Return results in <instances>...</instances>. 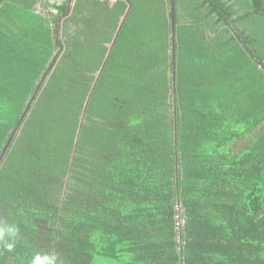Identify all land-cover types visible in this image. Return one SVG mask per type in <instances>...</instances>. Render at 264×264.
Instances as JSON below:
<instances>
[{
    "label": "trees",
    "instance_id": "trees-1",
    "mask_svg": "<svg viewBox=\"0 0 264 264\" xmlns=\"http://www.w3.org/2000/svg\"><path fill=\"white\" fill-rule=\"evenodd\" d=\"M10 219L0 264H264V0H0Z\"/></svg>",
    "mask_w": 264,
    "mask_h": 264
},
{
    "label": "clouds",
    "instance_id": "clouds-1",
    "mask_svg": "<svg viewBox=\"0 0 264 264\" xmlns=\"http://www.w3.org/2000/svg\"><path fill=\"white\" fill-rule=\"evenodd\" d=\"M21 241V228L14 219L0 223V250L12 253ZM27 264H60L59 253L54 246L49 247L46 252L36 250L31 254Z\"/></svg>",
    "mask_w": 264,
    "mask_h": 264
},
{
    "label": "water",
    "instance_id": "water-1",
    "mask_svg": "<svg viewBox=\"0 0 264 264\" xmlns=\"http://www.w3.org/2000/svg\"><path fill=\"white\" fill-rule=\"evenodd\" d=\"M129 4V3H128ZM130 8H131V5L129 4V9H128V11H127V13H129V11H130ZM125 19H126V16L123 18V21H122V23L120 24V27L118 28V30H117V32H116V36H115V39L117 38V36H118V34H119V32H120V29L122 28V26H123V23H124V21H125ZM174 34H175V32H174V28L172 27V37H174ZM114 46V44L112 43V45L110 46V51L108 52V56H107V59H106V62H107V60H108V58H109V56H110V52L112 51V47ZM173 49H174V47H172ZM104 66H105V64L102 66V68H101V70H100V72H99V74H98V77H97V80L100 78V75H101V73H102V69L104 68ZM97 82V81H96ZM95 86H96V83H95ZM95 86L93 87V89H92V91H91V93H90V95H89V97H88V99H87V102H86V105H85V108H84V112H83V118H84V116L86 115V109H87V107H88V104H89V101H90V98H91V96H92V94H93V92H94V88H95ZM82 126V123H81V125H80V127ZM81 129V128H80ZM73 159H74V156H73ZM73 159H72V163H73Z\"/></svg>",
    "mask_w": 264,
    "mask_h": 264
},
{
    "label": "rangeland",
    "instance_id": "rangeland-1",
    "mask_svg": "<svg viewBox=\"0 0 264 264\" xmlns=\"http://www.w3.org/2000/svg\"><path fill=\"white\" fill-rule=\"evenodd\" d=\"M112 1H114V0H112ZM111 46V45H110Z\"/></svg>",
    "mask_w": 264,
    "mask_h": 264
}]
</instances>
